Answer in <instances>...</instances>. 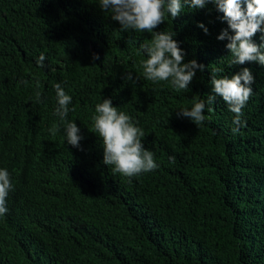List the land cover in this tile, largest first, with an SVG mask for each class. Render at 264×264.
<instances>
[{
  "label": "trees",
  "instance_id": "16d2710c",
  "mask_svg": "<svg viewBox=\"0 0 264 264\" xmlns=\"http://www.w3.org/2000/svg\"><path fill=\"white\" fill-rule=\"evenodd\" d=\"M221 15L209 3L156 26L172 27L186 59L206 65L190 90L177 91L142 75L137 49L151 33L122 30L93 0H0V164L23 179L34 145L56 148L59 130L49 129L56 117L54 84L63 82L82 113L98 97L123 105L144 128L145 147L160 165L148 187L142 180L131 184L126 202L108 208L88 202L90 214L98 212L95 227L61 237L55 264H94L95 255L110 247L122 258L112 255L101 264H264V71H256L238 133L219 96L201 126L175 110L210 94L213 69H223L218 75L240 69L227 63L226 40L216 39L227 27ZM201 21L208 34L197 26ZM41 53L43 64L37 63ZM130 71L135 84L126 79ZM82 144L71 156L95 177L108 176L97 142L87 137ZM55 171L53 164L51 179ZM38 188L33 183L30 190ZM14 196L24 194L14 190ZM46 212L43 203L32 208L23 201L16 222L37 223ZM91 225L81 222L73 231ZM26 245L19 231L0 224V264H50L24 260Z\"/></svg>",
  "mask_w": 264,
  "mask_h": 264
},
{
  "label": "clouds",
  "instance_id": "9594fccd",
  "mask_svg": "<svg viewBox=\"0 0 264 264\" xmlns=\"http://www.w3.org/2000/svg\"><path fill=\"white\" fill-rule=\"evenodd\" d=\"M93 3L112 20L119 22L122 30L151 33V39L139 44L142 75L153 83L166 82L174 90H190L197 71L203 73L206 65L196 58L186 59V51L174 37L176 32L157 31L156 26L164 21H173L187 10H198L209 3L222 12L220 20L226 21L216 39L226 40L227 63L239 65L231 75H218L223 69L216 68L210 75V94L195 98L190 107H179L177 115L186 117L196 126H201L213 111L212 104L219 96L233 113V133H238L246 123L242 110L253 94L256 71H264V0H93ZM205 34L209 28L197 22ZM41 53L37 63L43 64ZM99 59L98 54L93 60ZM79 60V59H78ZM77 62V61H76ZM130 71L126 79L135 84ZM39 87V80H36ZM56 105L54 124L49 129L53 134L59 130L56 148L47 149L43 144L34 145L35 157L26 165L23 179L17 171L0 164V224L21 233L27 245L22 257L28 261H47L55 264L57 243L65 235L92 229L97 223L98 212L90 214L88 202H101L107 208L111 204L126 202L131 195V184L142 180L145 187L159 172V163L153 151L145 147V130L123 105L114 99L98 97L89 111L72 106L73 96L65 90L63 82L54 84ZM39 99V93L37 94ZM207 110V112L205 111ZM42 131L46 129L41 128ZM91 138L98 144V162L108 171L104 178L95 177L81 166L71 153L81 150L84 139ZM53 164L56 165L54 177ZM33 183L39 188L30 190ZM14 190L24 194L14 196ZM73 190H82L73 192ZM96 193L91 199L85 195ZM34 208L36 203L47 206V212L37 223L19 227L15 212L21 202ZM92 222L91 226L73 231L79 223ZM121 253L110 247L98 252L94 264ZM99 256V260L96 259Z\"/></svg>",
  "mask_w": 264,
  "mask_h": 264
},
{
  "label": "bare ground",
  "instance_id": "6f19581e",
  "mask_svg": "<svg viewBox=\"0 0 264 264\" xmlns=\"http://www.w3.org/2000/svg\"><path fill=\"white\" fill-rule=\"evenodd\" d=\"M99 221V220H98ZM102 222V221H101ZM129 230V229H128ZM89 242V241H88ZM83 261V260H82ZM81 262V261H80ZM75 263H77V262H75Z\"/></svg>",
  "mask_w": 264,
  "mask_h": 264
}]
</instances>
